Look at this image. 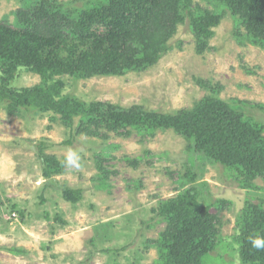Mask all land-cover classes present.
I'll use <instances>...</instances> for the list:
<instances>
[{"label": "rangeland", "instance_id": "rangeland-1", "mask_svg": "<svg viewBox=\"0 0 264 264\" xmlns=\"http://www.w3.org/2000/svg\"><path fill=\"white\" fill-rule=\"evenodd\" d=\"M23 1L0 0V23L12 26ZM56 1L70 11L92 0ZM196 1L212 7L205 0ZM212 30L201 50L187 23L178 24L158 60L142 69L54 78L61 79L64 93L84 102L174 114L217 93L245 114L264 120V113L252 106L264 104V49L242 36L244 26L228 11ZM12 60L10 66L0 63V77L12 68L9 88L39 83L40 76L29 66L13 68ZM104 128L94 136L78 134L59 113H11L0 101V264H157L152 241L165 222L154 210L190 187L202 201H222L219 208H210L219 218L221 241L210 253L215 257L203 264H243L228 245H235V220L242 206L264 199L263 179L254 180L255 190L239 187L219 165L189 149L186 138L173 128L144 135ZM40 141L46 145L44 152L63 166L61 173L46 180L35 151ZM70 151L78 154L79 167L66 164ZM189 170L193 181L184 177ZM65 187L80 188L81 199L66 200Z\"/></svg>", "mask_w": 264, "mask_h": 264}, {"label": "trees", "instance_id": "trees-1", "mask_svg": "<svg viewBox=\"0 0 264 264\" xmlns=\"http://www.w3.org/2000/svg\"><path fill=\"white\" fill-rule=\"evenodd\" d=\"M205 1L212 7L193 0H92L69 11L56 0H24L14 13L12 26L0 23V63L10 66L8 61L13 59V68L27 65L40 81L31 87L11 89L7 78L12 68H8L6 76L0 77V101L11 113L27 109L59 113L75 133L89 136L97 135L102 126L123 135L173 128L186 138L189 149L219 165L239 187L255 190L254 180H264V120L245 114L239 105L212 93L174 114L145 111L138 106L120 108L109 102H84L64 93L61 79L54 78L65 73L85 77L145 68L158 60L183 22L203 50L213 34L212 27L226 11L244 26L242 36L252 38L264 49V0ZM252 106L264 113V104ZM75 116H79L78 123ZM45 146L43 141L35 144L46 180L61 173L63 166L54 155L44 152ZM184 177L187 181L195 178L191 170ZM192 190L186 188L159 202L154 210L165 222L152 241L157 264H203L215 257L210 253L221 241L220 221L210 208H219L222 201H202ZM81 192L80 188L65 187L62 195L75 202L81 199ZM235 226V245L228 247L238 252L243 264H264V249L250 243V239L264 238V199L246 201L236 215Z\"/></svg>", "mask_w": 264, "mask_h": 264}, {"label": "clouds", "instance_id": "clouds-1", "mask_svg": "<svg viewBox=\"0 0 264 264\" xmlns=\"http://www.w3.org/2000/svg\"><path fill=\"white\" fill-rule=\"evenodd\" d=\"M79 156L76 152L70 151L67 154L66 157V164L68 166H74V167H79ZM250 243L252 244V247L256 249H264V238H253L250 239Z\"/></svg>", "mask_w": 264, "mask_h": 264}]
</instances>
